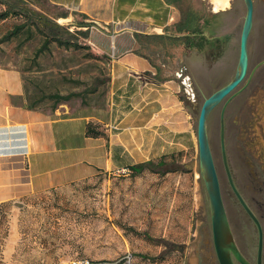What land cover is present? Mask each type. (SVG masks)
<instances>
[{
    "label": "rangeland",
    "instance_id": "374dc122",
    "mask_svg": "<svg viewBox=\"0 0 264 264\" xmlns=\"http://www.w3.org/2000/svg\"><path fill=\"white\" fill-rule=\"evenodd\" d=\"M21 1L71 32L88 27L86 37L75 33V40L84 45L74 47L47 38L43 33L47 27L36 25L34 17L10 14L0 19V66L20 71L25 104L42 110L59 104L69 108L105 107L114 98L111 57L91 43L94 28L84 25L77 16H59V7L42 0ZM172 1L181 16L172 34L202 31V36L190 45L177 36L136 37L156 57L158 74L151 80V87L170 79L168 83L175 84L174 94L186 107L188 117L184 112L177 115L176 100L168 95L171 90L159 91L163 99L139 111L156 91H149L143 100L133 95L137 87H131V91L127 88L128 97L121 109L127 116L120 123L113 122L112 129L124 128L129 165L98 169L92 175L43 189L19 187L15 196L0 202V264H219L198 157L197 120L203 100L234 75L246 7L244 0H228L227 6L217 10L212 0ZM252 1L248 69L264 57V0ZM3 10L5 6L0 3V12ZM98 43L102 45L103 40ZM107 48L111 50L109 43ZM168 61L172 64L167 65ZM257 72L264 73V65ZM261 78L264 75L254 80ZM257 91L253 108L258 109L263 122L264 86ZM249 94L242 91L233 106ZM161 106L160 113L148 120ZM220 108L221 102L207 117V137L234 238L240 246L246 241L250 248L255 239L241 235V226L249 222L232 196L221 157ZM253 108L248 105L245 109L247 122L252 121ZM228 115L227 161L235 181L249 194L244 185L250 184L257 146L264 149V128L240 129L234 138L229 123L232 117ZM92 126L103 132L98 125ZM149 159L162 162L157 171L130 168Z\"/></svg>",
    "mask_w": 264,
    "mask_h": 264
},
{
    "label": "crops",
    "instance_id": "0c3cea01",
    "mask_svg": "<svg viewBox=\"0 0 264 264\" xmlns=\"http://www.w3.org/2000/svg\"><path fill=\"white\" fill-rule=\"evenodd\" d=\"M49 1L67 11V18L77 16L94 28L90 32L91 43L111 57L114 98L105 107L69 108L65 104L50 110L29 107L25 104L20 71L0 66V202L15 196L22 186L43 189L92 175L98 169L128 166L124 128L114 131L112 123H120L127 116L121 109L129 87L130 91L131 87H137L133 95L143 100L149 91L157 93L151 101L145 100L139 111H146L148 103L156 106L163 99L159 91L171 90L168 95L176 100L177 115L184 112L188 117L186 107L174 94L175 84L168 83L170 79L156 84L157 88L151 87V80L158 74L156 57L138 39L141 35L177 36L188 42L187 38L194 33L172 34L181 17L172 0ZM99 39L103 40L102 45ZM176 75H180L179 70ZM184 81H180L183 87ZM162 109L161 106L154 111L148 120ZM87 123L98 125L103 132L87 135Z\"/></svg>",
    "mask_w": 264,
    "mask_h": 264
},
{
    "label": "flooded vegetation",
    "instance_id": "af4514ba",
    "mask_svg": "<svg viewBox=\"0 0 264 264\" xmlns=\"http://www.w3.org/2000/svg\"><path fill=\"white\" fill-rule=\"evenodd\" d=\"M248 49V48H247ZM264 65V57L256 60V62L253 64V66L248 69L246 74L243 78V80L233 89L229 94H227L223 99H221V108L219 113V143H220V151H221V157L223 161V154H222V142L224 144L225 149V157L227 161V154H226V147H225V136L226 131L228 130V113H230L232 120L229 122L231 125H233L234 132L233 136L236 138L237 134L240 132V129L246 128L247 130H252L255 128H264V120L263 122L260 121L259 117H261L258 109L254 110V104L257 102L256 94L258 93L257 90H259L260 86H264L262 83V80H254L256 76H259L260 74L264 75V73H259L257 71L260 70V68ZM235 73V72H234ZM234 76V75H233ZM232 79V78H231ZM230 79V80H231ZM228 82V81H227ZM226 82V83H227ZM226 83H224L222 86H224ZM249 88V89H248ZM242 91H248L250 92L249 95H246L245 97H241L239 100H237L235 103L236 105L233 106L234 100L237 98ZM219 102V103H220ZM218 103V104H219ZM216 104L209 114L214 110V108L218 105ZM232 104V108H231ZM250 106L251 109V122H247L246 119V108ZM208 114V115H209ZM245 126V127H244ZM246 134L250 136V133ZM251 134H256L258 136L259 133L252 132ZM257 139H259L257 137ZM228 169L233 181L234 186L236 187L237 191L239 192L240 196L242 197L243 201L251 211V213L256 218V221L249 215L247 210L244 208L242 203L239 201L238 197L232 190V187L230 185L229 179L228 184L230 186V190L232 192V196L236 199V203L241 207L244 215L246 216L249 225L243 224L241 226L243 232L241 233L242 236H253L255 239V243L252 247H248L247 242L243 241V245H239L236 239L234 238L229 219L227 216V211L225 209V214L227 216L228 224L233 236V242L234 245L239 252V254L250 264H257L258 259V253H259V237L261 236V247H260V264H264V149L259 148L257 146V154L255 156V168L253 171H251V179L250 184L244 185V188L249 190V194H246L244 190H242L241 186L238 185V183L235 181V178L233 177V174L230 170L228 161H227ZM225 169V168H224ZM226 172V170H225ZM227 176V173H226ZM222 197V194H221ZM223 201V198H222ZM224 205V202H223ZM248 251V253H247ZM231 258L233 260L234 264H242L233 254V252H230Z\"/></svg>",
    "mask_w": 264,
    "mask_h": 264
},
{
    "label": "water",
    "instance_id": "95a60500",
    "mask_svg": "<svg viewBox=\"0 0 264 264\" xmlns=\"http://www.w3.org/2000/svg\"><path fill=\"white\" fill-rule=\"evenodd\" d=\"M246 11L240 33L239 42V56L237 61V67L234 76L229 80L224 86L216 89L209 96H207L200 107L198 120H197V147H198V157L200 163V169L203 175L205 188L207 191V196L210 206V222H211V232L212 241L215 251L216 258L219 264H234L231 258L230 252L232 251L234 256L242 264L248 263L237 251L233 239L231 237L229 225L227 223V217L225 214V209L221 197L220 184L215 168L212 152L210 149L207 131H206V120L211 109L218 104L223 97L229 94L235 87L243 80L247 67H248V38L252 28L253 22V1L244 0ZM222 154L223 163L229 179L232 190L238 197L239 201L242 203L244 208L247 210L249 215L256 221V218L251 213L236 187L233 184L226 157L224 144L222 142ZM260 247H261V236L259 237V253L257 264H260Z\"/></svg>",
    "mask_w": 264,
    "mask_h": 264
},
{
    "label": "trees",
    "instance_id": "16d2710c",
    "mask_svg": "<svg viewBox=\"0 0 264 264\" xmlns=\"http://www.w3.org/2000/svg\"><path fill=\"white\" fill-rule=\"evenodd\" d=\"M42 2H44L45 4L49 5V6H53V7H58L54 4H52L49 0H42ZM0 3L2 5L5 6V10H3L2 12H0V19H4L6 18L8 15H18V16H23L25 18H31L34 17L35 18V22L36 25L39 24H43L44 26L47 27V31H44V35L53 40L56 41L60 44H64L66 46H74V47H81L84 44H82V42L75 40L74 36L75 33H79L81 35H83L84 37L88 36V27L85 30H77V32H71L70 30H68V28H63L61 26H59L58 24H56V22L50 18L47 17L43 14H38L35 13L34 10L30 7H27L25 5L22 4L21 0H0ZM64 16L66 17L68 15V12L65 10H62L59 14V16ZM84 23V22H83ZM86 26H89V24H84ZM202 32H197L194 33V35L189 36L188 39V44H192V42L196 39V37L198 38V36H201ZM61 99H67V96H57ZM29 107H32L31 104H29ZM101 132L98 130H95L92 126L91 123H87L86 125V134L90 135V136H96L98 134H100ZM162 162L159 161L158 163H155L154 161H152L151 159L149 160H145L139 164H132L130 166V168L133 171H141L144 168H148L151 171H157V166H161Z\"/></svg>",
    "mask_w": 264,
    "mask_h": 264
},
{
    "label": "bare ground",
    "instance_id": "6f19581e",
    "mask_svg": "<svg viewBox=\"0 0 264 264\" xmlns=\"http://www.w3.org/2000/svg\"><path fill=\"white\" fill-rule=\"evenodd\" d=\"M227 3H228V0H212L213 8L215 10L227 6Z\"/></svg>",
    "mask_w": 264,
    "mask_h": 264
}]
</instances>
